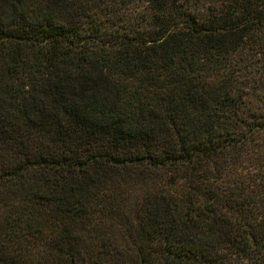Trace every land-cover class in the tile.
<instances>
[{"label": "trees", "instance_id": "obj_1", "mask_svg": "<svg viewBox=\"0 0 264 264\" xmlns=\"http://www.w3.org/2000/svg\"><path fill=\"white\" fill-rule=\"evenodd\" d=\"M254 94L264 0H0V264H264Z\"/></svg>", "mask_w": 264, "mask_h": 264}, {"label": "rangeland", "instance_id": "obj_2", "mask_svg": "<svg viewBox=\"0 0 264 264\" xmlns=\"http://www.w3.org/2000/svg\"><path fill=\"white\" fill-rule=\"evenodd\" d=\"M260 97V98H259ZM253 99L256 103L260 104L261 106H264L263 105V102H264V95H260V94H254L253 95ZM264 108V107H263ZM112 230V229H111ZM112 232V231H111Z\"/></svg>", "mask_w": 264, "mask_h": 264}]
</instances>
